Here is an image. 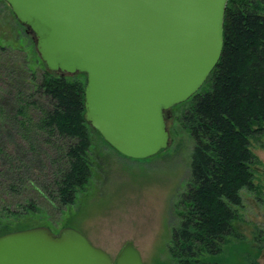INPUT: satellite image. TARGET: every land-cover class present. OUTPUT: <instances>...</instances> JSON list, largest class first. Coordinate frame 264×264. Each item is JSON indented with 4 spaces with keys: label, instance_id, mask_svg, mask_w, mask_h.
Instances as JSON below:
<instances>
[{
    "label": "water",
    "instance_id": "95a60500",
    "mask_svg": "<svg viewBox=\"0 0 264 264\" xmlns=\"http://www.w3.org/2000/svg\"><path fill=\"white\" fill-rule=\"evenodd\" d=\"M50 71L85 75L84 119L124 156L168 145L172 106L196 93L223 46L228 0H4ZM0 264H146L132 242L113 260L72 227L0 234Z\"/></svg>",
    "mask_w": 264,
    "mask_h": 264
},
{
    "label": "rangeland",
    "instance_id": "374dc122",
    "mask_svg": "<svg viewBox=\"0 0 264 264\" xmlns=\"http://www.w3.org/2000/svg\"><path fill=\"white\" fill-rule=\"evenodd\" d=\"M0 45L6 47L0 54V216L15 222L9 213L22 214L13 228L0 226V234L35 226L53 232L72 227L113 260L126 242H132L146 264H177L168 246L172 229L180 221L178 196L190 174L194 141L179 120L190 102L171 107L166 119L168 145L146 158L122 155L91 130V177L75 202L62 206L51 201L50 188L46 191L52 174L44 160H51L55 148L44 144L34 127L28 126L23 134L13 119L18 66L29 67L39 78L44 63L37 59L34 35L4 0H0ZM65 76L85 79L81 73ZM33 98L39 100L36 93ZM31 109L38 113V107ZM249 148L254 155L253 186L240 191L242 205L232 223L236 236L205 264H264V131L249 137ZM11 183L14 190L7 188ZM29 203L36 209L31 210Z\"/></svg>",
    "mask_w": 264,
    "mask_h": 264
},
{
    "label": "trees",
    "instance_id": "16d2710c",
    "mask_svg": "<svg viewBox=\"0 0 264 264\" xmlns=\"http://www.w3.org/2000/svg\"><path fill=\"white\" fill-rule=\"evenodd\" d=\"M5 49L0 45V54ZM18 68V77L13 75L18 81L12 103L15 125L22 131L36 128L43 143L55 148L51 160H44L52 174L46 191L50 188L51 201L72 205L91 177L90 131L96 130L84 119L86 78L69 79L45 63L39 78L29 67ZM187 101L179 120L194 145L186 188L177 201L180 221L172 229L168 252L177 264H205L236 236L232 223L242 205L240 191L253 186L249 137L264 131V0H228L219 60ZM35 106L38 113L33 114ZM7 188L14 190L15 184ZM9 214L15 222L22 215ZM5 217L0 216V226L13 228L15 222Z\"/></svg>",
    "mask_w": 264,
    "mask_h": 264
}]
</instances>
